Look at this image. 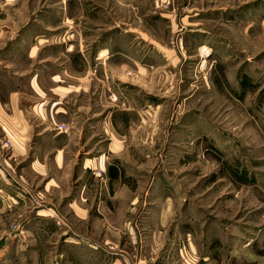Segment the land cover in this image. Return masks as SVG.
<instances>
[{
	"label": "rangeland",
	"instance_id": "obj_1",
	"mask_svg": "<svg viewBox=\"0 0 264 264\" xmlns=\"http://www.w3.org/2000/svg\"><path fill=\"white\" fill-rule=\"evenodd\" d=\"M0 264H264V0H0Z\"/></svg>",
	"mask_w": 264,
	"mask_h": 264
},
{
	"label": "crops",
	"instance_id": "obj_2",
	"mask_svg": "<svg viewBox=\"0 0 264 264\" xmlns=\"http://www.w3.org/2000/svg\"><path fill=\"white\" fill-rule=\"evenodd\" d=\"M16 106L19 107V102H18V104ZM13 108L16 109V107H14V106H13Z\"/></svg>",
	"mask_w": 264,
	"mask_h": 264
}]
</instances>
